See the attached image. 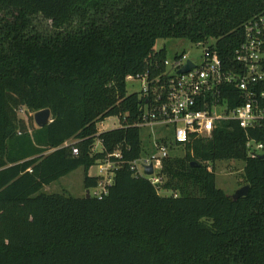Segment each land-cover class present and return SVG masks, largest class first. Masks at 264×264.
<instances>
[{"label":"trees","instance_id":"obj_1","mask_svg":"<svg viewBox=\"0 0 264 264\" xmlns=\"http://www.w3.org/2000/svg\"><path fill=\"white\" fill-rule=\"evenodd\" d=\"M261 15L264 0H0V264H264V117L217 120L209 136L170 144L157 184L131 169L155 150L139 124L168 82L156 41L201 43L236 73L245 26ZM129 77L148 93H128ZM221 91L230 107L244 102L235 82ZM46 108L41 127L18 116ZM111 116L118 126L99 131ZM230 159L248 185L237 199L209 168ZM106 160L101 197L41 191L77 168L95 188L88 170Z\"/></svg>","mask_w":264,"mask_h":264},{"label":"built area","instance_id":"obj_2","mask_svg":"<svg viewBox=\"0 0 264 264\" xmlns=\"http://www.w3.org/2000/svg\"><path fill=\"white\" fill-rule=\"evenodd\" d=\"M245 31L244 41L235 51V60L240 64L236 73L226 70L217 54L201 43L195 44L202 47L198 63L187 59L184 52L176 54L172 61H164L168 82L153 90L154 97L147 100L139 125L165 126L171 129V133L157 132L154 152L132 162L131 169L137 174L157 184L161 181L158 175L161 159L167 155L170 144L185 143L193 135L209 136L217 120L233 119L245 128L264 117V15L249 21ZM187 61L194 66L180 73L179 69ZM141 81V89L147 94V85ZM226 82L237 83L243 92L242 104L230 107L226 99L221 100V86ZM162 95L165 98L161 99ZM247 147L257 150L262 145L253 146V142L248 141ZM73 152L77 150L73 149ZM119 155V152L114 153L115 157ZM149 164H152L153 172L147 175L144 167ZM98 167L101 179L93 194L101 197L111 183L112 162H100Z\"/></svg>","mask_w":264,"mask_h":264},{"label":"rangeland","instance_id":"obj_3","mask_svg":"<svg viewBox=\"0 0 264 264\" xmlns=\"http://www.w3.org/2000/svg\"><path fill=\"white\" fill-rule=\"evenodd\" d=\"M35 24L38 28L42 30H47L50 28V21H45L41 17L35 18ZM162 47L166 48V58L172 61L176 53H181L182 51L186 55L187 59L198 63L200 61V52L202 50L201 46H196L195 44L182 39H158L154 45V49L158 50ZM141 80L137 79H127V91L132 93L139 91L141 89ZM33 112H26L25 110H20L18 116L23 118L25 122L29 120ZM119 124L117 117L111 116L106 118L104 121L97 123L99 131L110 129L112 127H117ZM157 132H163L166 134L171 133V129L165 126H143L141 128V138L148 147L153 146L154 140L157 139ZM156 137V139H154ZM97 148H100L99 141L96 142ZM177 154H183L181 150H176ZM214 167L215 173V183L218 188H221L227 194L232 195L236 189L245 185L243 176V166L244 163L241 160H217L213 164H209V168ZM160 170V168H159ZM159 172V171H158ZM83 174L82 168H77L71 173L59 178L58 180L44 185L42 192L54 193V192H67L73 196L80 197L86 193V189L83 186ZM89 175H99L98 164L93 165L88 170ZM150 175V174H147ZM162 181V180H161ZM94 188L89 190L90 194H93ZM160 194L168 195L170 192L165 190H160Z\"/></svg>","mask_w":264,"mask_h":264},{"label":"water","instance_id":"obj_4","mask_svg":"<svg viewBox=\"0 0 264 264\" xmlns=\"http://www.w3.org/2000/svg\"><path fill=\"white\" fill-rule=\"evenodd\" d=\"M193 66L194 64L191 61H187V63L184 66H182V68L179 69V72L180 73L187 72ZM50 117H51V113L48 108L39 110L33 114L34 122L39 127L44 126L45 124L50 122L51 121ZM260 157H264V156L260 155ZM192 164L195 165L196 163L193 162ZM152 172H153L152 164L146 165L144 167L145 174H152ZM247 191H248V185L245 184L240 188L236 189L235 192L231 195V197L233 199H237L239 197L245 196L247 194ZM89 195H90L89 190H86V196L89 197Z\"/></svg>","mask_w":264,"mask_h":264}]
</instances>
